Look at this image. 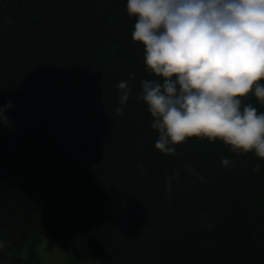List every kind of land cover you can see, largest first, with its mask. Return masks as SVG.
Here are the masks:
<instances>
[{
    "label": "trees",
    "instance_id": "trees-1",
    "mask_svg": "<svg viewBox=\"0 0 264 264\" xmlns=\"http://www.w3.org/2000/svg\"><path fill=\"white\" fill-rule=\"evenodd\" d=\"M135 19L126 0H0V105L14 103V130L0 125V264H42V241L67 264H264V159L195 136L154 147Z\"/></svg>",
    "mask_w": 264,
    "mask_h": 264
},
{
    "label": "clouds",
    "instance_id": "clouds-1",
    "mask_svg": "<svg viewBox=\"0 0 264 264\" xmlns=\"http://www.w3.org/2000/svg\"><path fill=\"white\" fill-rule=\"evenodd\" d=\"M126 11L136 18L131 36L153 77L140 80L136 98L158 133L154 147L173 154L195 136L264 159V111L241 99L252 93L264 104V0H126ZM131 84L118 82L120 105ZM13 106L12 98L0 105V125L14 130L6 114Z\"/></svg>",
    "mask_w": 264,
    "mask_h": 264
},
{
    "label": "rangeland",
    "instance_id": "rangeland-1",
    "mask_svg": "<svg viewBox=\"0 0 264 264\" xmlns=\"http://www.w3.org/2000/svg\"><path fill=\"white\" fill-rule=\"evenodd\" d=\"M37 254L42 264H67L70 255L66 253L60 244L48 245V241H42L37 247ZM102 259L95 262H87L86 264H102Z\"/></svg>",
    "mask_w": 264,
    "mask_h": 264
}]
</instances>
